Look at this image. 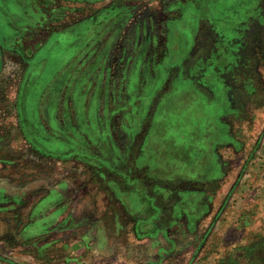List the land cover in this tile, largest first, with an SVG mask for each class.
Here are the masks:
<instances>
[{"label": "rangeland", "instance_id": "374dc122", "mask_svg": "<svg viewBox=\"0 0 264 264\" xmlns=\"http://www.w3.org/2000/svg\"><path fill=\"white\" fill-rule=\"evenodd\" d=\"M93 5L0 52V264H264V0Z\"/></svg>", "mask_w": 264, "mask_h": 264}, {"label": "flooded vegetation", "instance_id": "af4514ba", "mask_svg": "<svg viewBox=\"0 0 264 264\" xmlns=\"http://www.w3.org/2000/svg\"><path fill=\"white\" fill-rule=\"evenodd\" d=\"M115 1V0H114ZM124 2H134L135 0H122ZM140 1V0H136ZM101 3V0H0V52L3 56L1 59H5V46L29 45L27 41H33L31 36L40 37L46 35V38H39L34 41V45L44 47L49 44L52 39V32L54 27L55 16L69 14L70 12H77L78 15L86 14L89 11L92 4L97 13L101 7H96ZM115 13L123 10L130 11L128 8L123 7H111ZM220 10L214 12L215 15H219ZM98 15H102L100 11ZM123 19V18H122ZM84 25V24H83ZM179 28V29H178ZM121 29H126V37L119 39V33ZM128 29V23L126 20H121V23L115 22L114 32L112 38L114 41H120L125 44L132 43L130 38V31ZM178 33L171 41V53L180 55L182 57L184 51V38L187 33L181 30L177 25ZM46 32V34H45ZM49 32V33H48ZM132 33V31H131ZM176 48V52L174 51ZM179 57L178 62L181 60ZM3 61V60H2ZM5 67V62H4ZM3 70L2 67L0 71ZM37 72V71H36ZM45 71L42 73V75ZM33 75V72L32 74ZM44 86V82H40V87Z\"/></svg>", "mask_w": 264, "mask_h": 264}]
</instances>
